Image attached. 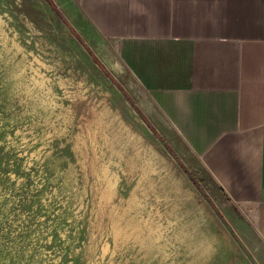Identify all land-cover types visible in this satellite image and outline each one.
<instances>
[{
    "label": "rangeland",
    "instance_id": "1",
    "mask_svg": "<svg viewBox=\"0 0 264 264\" xmlns=\"http://www.w3.org/2000/svg\"><path fill=\"white\" fill-rule=\"evenodd\" d=\"M0 264H264L76 0H0Z\"/></svg>",
    "mask_w": 264,
    "mask_h": 264
},
{
    "label": "crops",
    "instance_id": "2",
    "mask_svg": "<svg viewBox=\"0 0 264 264\" xmlns=\"http://www.w3.org/2000/svg\"><path fill=\"white\" fill-rule=\"evenodd\" d=\"M264 240V0H76Z\"/></svg>",
    "mask_w": 264,
    "mask_h": 264
},
{
    "label": "bare ground",
    "instance_id": "3",
    "mask_svg": "<svg viewBox=\"0 0 264 264\" xmlns=\"http://www.w3.org/2000/svg\"><path fill=\"white\" fill-rule=\"evenodd\" d=\"M113 67H114L115 69H121V70L123 69V66H122V64L119 62V60L114 62Z\"/></svg>",
    "mask_w": 264,
    "mask_h": 264
},
{
    "label": "clouds",
    "instance_id": "4",
    "mask_svg": "<svg viewBox=\"0 0 264 264\" xmlns=\"http://www.w3.org/2000/svg\"><path fill=\"white\" fill-rule=\"evenodd\" d=\"M211 255V247H209V256Z\"/></svg>",
    "mask_w": 264,
    "mask_h": 264
}]
</instances>
